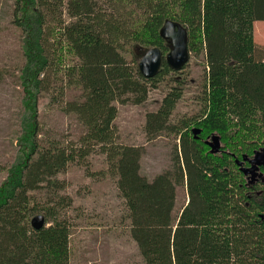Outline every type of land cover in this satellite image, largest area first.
<instances>
[{
	"label": "trees",
	"instance_id": "obj_1",
	"mask_svg": "<svg viewBox=\"0 0 264 264\" xmlns=\"http://www.w3.org/2000/svg\"><path fill=\"white\" fill-rule=\"evenodd\" d=\"M12 17L22 33L25 115L17 160L0 184V264H70V226L60 214L66 203L36 192L62 190L56 176L95 147L117 176L145 264H264V165L251 183L240 165L264 148V50L254 40L264 0H15ZM166 20L186 29L205 73L198 112L172 121L182 98L172 86L147 113L148 140L166 132L178 143L172 167L149 180L140 172L144 148L116 143V103H144L177 72L165 61ZM153 47L164 58L147 79L138 60ZM60 75L80 89L65 106L85 128L80 147L40 139L38 101L57 90ZM178 187L187 203L174 216ZM38 214L46 226L34 230Z\"/></svg>",
	"mask_w": 264,
	"mask_h": 264
},
{
	"label": "rangeland",
	"instance_id": "obj_2",
	"mask_svg": "<svg viewBox=\"0 0 264 264\" xmlns=\"http://www.w3.org/2000/svg\"><path fill=\"white\" fill-rule=\"evenodd\" d=\"M14 3L15 0H0V184L17 160L25 115L19 79L24 63L23 43L21 30L13 24ZM254 40L256 46L264 50V21L254 23ZM204 66L202 56L190 53L184 69L159 81L144 103H116V143L144 148L140 172L149 180L172 167L174 148L178 143L166 132L148 140L145 132L147 113L159 108L172 86L182 89V98L173 111L172 121L198 112ZM60 78L61 75L56 80L57 90L41 96L38 101L40 139L44 143L55 141L61 146L80 147L85 128L75 114L65 111L68 102L79 99L80 89ZM209 143L212 145L214 141L210 139ZM262 177L257 169L247 173L246 178L251 183ZM56 179L63 184L62 190L53 193L43 190L36 192V197L53 196L55 201L60 199L66 203L60 214L70 226V264H145L131 236L129 211L118 189L117 176L109 172L104 152L95 147L85 158L69 163ZM186 203L185 188L178 187L174 216Z\"/></svg>",
	"mask_w": 264,
	"mask_h": 264
},
{
	"label": "water",
	"instance_id": "obj_3",
	"mask_svg": "<svg viewBox=\"0 0 264 264\" xmlns=\"http://www.w3.org/2000/svg\"><path fill=\"white\" fill-rule=\"evenodd\" d=\"M160 36L169 43L170 51L165 55V61L169 67L175 71H180L187 65L190 59V51L188 49V36L186 29L178 22L166 20L160 29ZM163 53L157 48L153 47L145 51L141 57L138 67L140 73L145 78H153L159 72L162 61ZM198 133V129H194ZM214 141L212 149L218 151L220 147L219 137L213 135L211 138ZM250 168L245 167L242 170L247 174L259 169L264 165V148L255 152L254 156L250 158ZM31 226L34 230H40L46 226V218L43 214H38L31 219Z\"/></svg>",
	"mask_w": 264,
	"mask_h": 264
},
{
	"label": "flooded vegetation",
	"instance_id": "obj_4",
	"mask_svg": "<svg viewBox=\"0 0 264 264\" xmlns=\"http://www.w3.org/2000/svg\"><path fill=\"white\" fill-rule=\"evenodd\" d=\"M209 140H210V139H209ZM209 144H210V143H209ZM210 145H211V144H210ZM211 147H212V146H211ZM218 151H219V150H218ZM216 152H217V151H216ZM249 159H250V158H247V159H246V160H248V161H247L245 164H243V163L240 162V165L243 166L242 168H245L247 165H248V167L250 166ZM259 171H260V170H259Z\"/></svg>",
	"mask_w": 264,
	"mask_h": 264
}]
</instances>
